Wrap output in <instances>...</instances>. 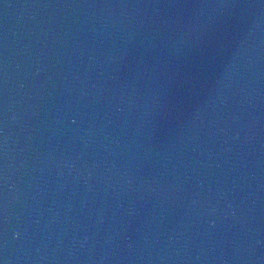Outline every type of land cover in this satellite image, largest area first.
Here are the masks:
<instances>
[{
  "label": "water",
  "instance_id": "95a60500",
  "mask_svg": "<svg viewBox=\"0 0 264 264\" xmlns=\"http://www.w3.org/2000/svg\"><path fill=\"white\" fill-rule=\"evenodd\" d=\"M0 264H264V0H0Z\"/></svg>",
  "mask_w": 264,
  "mask_h": 264
}]
</instances>
